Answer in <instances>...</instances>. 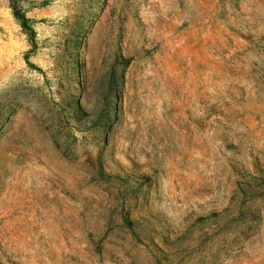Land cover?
<instances>
[{"label":"rangeland","instance_id":"1","mask_svg":"<svg viewBox=\"0 0 264 264\" xmlns=\"http://www.w3.org/2000/svg\"><path fill=\"white\" fill-rule=\"evenodd\" d=\"M0 264H264V0H0Z\"/></svg>","mask_w":264,"mask_h":264}]
</instances>
